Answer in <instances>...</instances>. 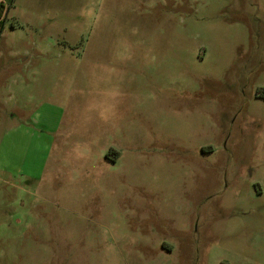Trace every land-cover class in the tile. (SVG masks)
<instances>
[{"label": "rangeland", "instance_id": "obj_1", "mask_svg": "<svg viewBox=\"0 0 264 264\" xmlns=\"http://www.w3.org/2000/svg\"><path fill=\"white\" fill-rule=\"evenodd\" d=\"M0 264H264V0H0Z\"/></svg>", "mask_w": 264, "mask_h": 264}]
</instances>
